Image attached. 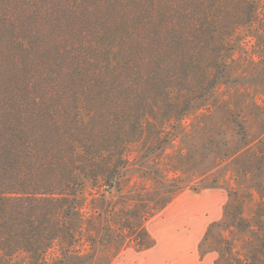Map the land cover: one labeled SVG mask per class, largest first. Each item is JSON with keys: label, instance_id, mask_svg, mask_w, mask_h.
Listing matches in <instances>:
<instances>
[{"label": "trees", "instance_id": "obj_1", "mask_svg": "<svg viewBox=\"0 0 264 264\" xmlns=\"http://www.w3.org/2000/svg\"><path fill=\"white\" fill-rule=\"evenodd\" d=\"M257 2L0 0V264L82 263L80 189L212 93Z\"/></svg>", "mask_w": 264, "mask_h": 264}, {"label": "rangeland", "instance_id": "obj_2", "mask_svg": "<svg viewBox=\"0 0 264 264\" xmlns=\"http://www.w3.org/2000/svg\"><path fill=\"white\" fill-rule=\"evenodd\" d=\"M222 61L178 125L146 126L111 193L80 189L81 264H264V0Z\"/></svg>", "mask_w": 264, "mask_h": 264}]
</instances>
